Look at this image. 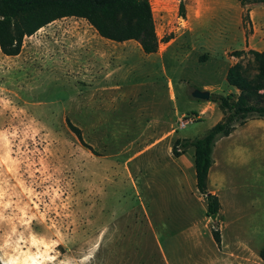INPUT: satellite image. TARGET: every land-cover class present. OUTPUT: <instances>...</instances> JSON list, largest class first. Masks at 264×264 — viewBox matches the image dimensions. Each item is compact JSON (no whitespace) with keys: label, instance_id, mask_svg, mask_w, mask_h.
Returning <instances> with one entry per match:
<instances>
[{"label":"rangeland","instance_id":"rangeland-1","mask_svg":"<svg viewBox=\"0 0 264 264\" xmlns=\"http://www.w3.org/2000/svg\"><path fill=\"white\" fill-rule=\"evenodd\" d=\"M247 2L149 0L151 56L80 19L23 37L17 56L0 50V264H264V126L216 143L215 219L193 149L171 153L222 118L194 90L236 98L232 54L264 41V0Z\"/></svg>","mask_w":264,"mask_h":264},{"label":"trees","instance_id":"trees-1","mask_svg":"<svg viewBox=\"0 0 264 264\" xmlns=\"http://www.w3.org/2000/svg\"><path fill=\"white\" fill-rule=\"evenodd\" d=\"M247 1L239 0L241 6ZM64 18L85 20L99 37L108 41H134L144 55L158 51L160 41L154 29L149 0H0L1 52L8 57L17 56L23 37H30ZM11 21L22 26L17 38H8L6 26L11 25ZM232 56L238 61L227 69L225 81L237 92L236 98L232 101L231 95H211L209 102L222 112L221 120L200 138L175 140L171 149L174 157L193 149L195 188L206 200L208 217L219 211L218 198L208 189L216 142L228 137L236 126H242L248 120L264 119V53L248 49L235 51ZM68 125L83 143L81 131L69 122ZM213 238L219 243L218 232L213 233ZM260 257L264 260V250Z\"/></svg>","mask_w":264,"mask_h":264},{"label":"crops","instance_id":"crops-1","mask_svg":"<svg viewBox=\"0 0 264 264\" xmlns=\"http://www.w3.org/2000/svg\"><path fill=\"white\" fill-rule=\"evenodd\" d=\"M64 19H76V18H64ZM79 20V19H78ZM80 20H82V19H80ZM58 21V20H57ZM46 27V26H45ZM45 27H43L42 29H45ZM33 36V35H32ZM125 43V42H124ZM245 43H247V48L248 49H252V50H256V51H259V52H263L264 53V51H262V50H259V49H261V47H262V43H264V41H262V43H259V41L257 40V37H256V35H251V36H249L247 39L245 38ZM160 44V43H159ZM31 47H33V46H31ZM158 50H159V48H158ZM158 52V51H157ZM156 52V53H157ZM155 53V54H156ZM155 54H152V55H155ZM145 56H151V55H145ZM252 123H254V124H257L258 126H264V119H251V120H248L244 125H242V126H245V125H250V124H252ZM237 127H241V126H236V128H235V130L233 131V132H235L236 130H237ZM233 132L228 136V137H230L232 134H233ZM228 137H226V138H222V139H220L219 141H221V140H227V138ZM219 141H217L216 143H218ZM216 145V144H215ZM215 147V146H214ZM212 168V167H211ZM211 170V169H210ZM210 172V171H209ZM208 180H209V175H208Z\"/></svg>","mask_w":264,"mask_h":264},{"label":"water","instance_id":"water-1","mask_svg":"<svg viewBox=\"0 0 264 264\" xmlns=\"http://www.w3.org/2000/svg\"><path fill=\"white\" fill-rule=\"evenodd\" d=\"M191 96L197 100L200 101H209L210 100V93L207 91H200V90H194L191 94ZM216 215L211 216V219H215Z\"/></svg>","mask_w":264,"mask_h":264},{"label":"built area","instance_id":"built-area-1","mask_svg":"<svg viewBox=\"0 0 264 264\" xmlns=\"http://www.w3.org/2000/svg\"><path fill=\"white\" fill-rule=\"evenodd\" d=\"M184 126V124H182Z\"/></svg>","mask_w":264,"mask_h":264}]
</instances>
